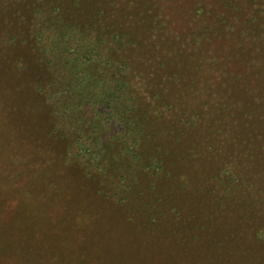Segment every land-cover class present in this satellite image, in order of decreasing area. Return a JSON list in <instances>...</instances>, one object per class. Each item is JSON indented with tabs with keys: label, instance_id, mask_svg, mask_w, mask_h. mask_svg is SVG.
Wrapping results in <instances>:
<instances>
[{
	"label": "rangeland",
	"instance_id": "374dc122",
	"mask_svg": "<svg viewBox=\"0 0 264 264\" xmlns=\"http://www.w3.org/2000/svg\"><path fill=\"white\" fill-rule=\"evenodd\" d=\"M72 1L0 0V264H264V0Z\"/></svg>",
	"mask_w": 264,
	"mask_h": 264
},
{
	"label": "trees",
	"instance_id": "16d2710c",
	"mask_svg": "<svg viewBox=\"0 0 264 264\" xmlns=\"http://www.w3.org/2000/svg\"><path fill=\"white\" fill-rule=\"evenodd\" d=\"M45 1L43 11L46 10L48 12V18H52V21L54 22V29L52 30V36L54 35H60L61 39H67L69 40V43H75L78 42L80 35L83 33L79 29L78 22L73 21L70 22L69 20H66L60 16V0H43ZM80 0H73L72 3H77ZM98 7V6H97ZM90 8L89 12H82L81 15L85 17L89 22H93L94 24H97L98 26L103 25L102 24V9L100 8ZM114 37V36H113ZM116 38L112 40V43L114 42ZM95 48H89L88 54L94 55ZM86 59V58H84ZM88 61V59H86ZM74 67H77L76 65ZM133 154V158L135 161L139 160L138 154H134V152H131ZM93 155H89L91 158ZM87 163L91 164L89 160H87ZM146 167H144L145 169ZM150 170V167H147ZM157 174H162L164 177H168L169 173L165 170V167L163 166V163L161 162L158 164V166L153 168ZM120 183H118V190L121 189H128V185L125 183L126 179L124 176L119 177ZM125 186V187H124Z\"/></svg>",
	"mask_w": 264,
	"mask_h": 264
}]
</instances>
